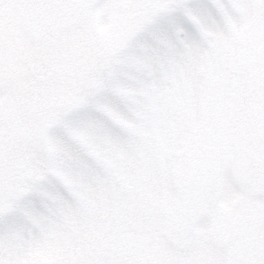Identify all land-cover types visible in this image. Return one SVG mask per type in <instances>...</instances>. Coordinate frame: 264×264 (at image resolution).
Masks as SVG:
<instances>
[{"label": "snow or ice", "instance_id": "snow-or-ice-1", "mask_svg": "<svg viewBox=\"0 0 264 264\" xmlns=\"http://www.w3.org/2000/svg\"><path fill=\"white\" fill-rule=\"evenodd\" d=\"M0 264H264V0H0Z\"/></svg>", "mask_w": 264, "mask_h": 264}]
</instances>
